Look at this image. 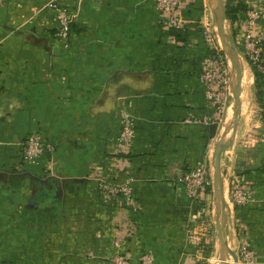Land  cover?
<instances>
[{"label":"crops","instance_id":"0c3cea01","mask_svg":"<svg viewBox=\"0 0 264 264\" xmlns=\"http://www.w3.org/2000/svg\"><path fill=\"white\" fill-rule=\"evenodd\" d=\"M50 1L7 0L0 8V264H114L117 254H129L132 264L143 255L153 264H204L211 231L222 258L218 204L208 191L193 204L170 169L196 166L219 147L220 127L212 138L210 126L185 121L214 115L200 81L208 28L218 36L242 19L233 24L220 14L221 23L220 0H189L183 26L164 29L153 0H57L75 14L62 43ZM240 2L246 9L264 4ZM230 62L243 87L234 142L220 161L227 264H238L242 246L264 264V85L259 93L249 62L248 70L234 55ZM225 110L226 130L232 106ZM123 114L136 119L137 136L132 154L119 161L112 148ZM34 133L55 152L26 166L21 145ZM103 177L132 180L136 207L105 203ZM235 187L251 189L252 199L235 205Z\"/></svg>","mask_w":264,"mask_h":264},{"label":"built area","instance_id":"2783aa9c","mask_svg":"<svg viewBox=\"0 0 264 264\" xmlns=\"http://www.w3.org/2000/svg\"><path fill=\"white\" fill-rule=\"evenodd\" d=\"M160 25L164 29H177L184 24V10L189 0H153ZM7 0H0V8ZM47 8L56 14L58 22L55 37L58 41L66 43L71 34V27L75 14L68 8L59 5L57 0L50 1ZM264 4L260 8L246 9L244 18L239 26L241 30L242 48L251 68L264 76ZM215 38L211 33H206V43L209 56L206 58L200 73V81L205 88V95L210 108L214 111L211 118L199 119L190 116L185 121L188 124L210 126L218 123L224 111L229 97L226 81L224 57L214 43ZM137 136L136 119L130 115L121 116V129L112 148V154L120 161L133 152V145ZM55 152V146L43 138L39 133L29 135L21 145V161L26 166H37L45 155ZM183 166V165H182ZM172 166L170 178L184 185L186 194L193 204L200 203L209 187L207 161L203 160L196 166L182 167ZM132 180L127 183H117L106 178L98 179V193L107 204L122 202L129 210L136 207V196L132 186ZM233 202L237 206H243L252 199V190L235 187L232 190ZM123 244L120 235L114 241L113 246L119 248ZM241 264H257L256 255L247 247L242 246L238 250ZM140 264H153L151 255H143L139 258ZM114 264H132L129 254H117L113 259Z\"/></svg>","mask_w":264,"mask_h":264},{"label":"rangeland","instance_id":"374dc122","mask_svg":"<svg viewBox=\"0 0 264 264\" xmlns=\"http://www.w3.org/2000/svg\"><path fill=\"white\" fill-rule=\"evenodd\" d=\"M225 1V0H224ZM212 20L214 23H216V16L214 17L212 15ZM213 25V24H212ZM226 30H225V36L226 39H229L230 42L229 45L227 44V47L233 52V54H229L231 52L226 51V49H222L220 48L218 42H217V31H213L212 26L208 28L209 33L214 34L215 36V45L217 46V48L223 53V57H224V61H225V70H226V81H227V87H228V91H229V97H228V101L226 103V106L224 108V111H226V107H228L229 105L232 106V114H231V118H230V122L228 125V128L225 130L223 129V115L224 113L221 114V118L218 121V125L220 127V136H218L217 138L221 137V142L218 144V146L223 148L222 151V157L225 156V154L229 155V151L230 148L232 147V143L234 142L233 139V132H234V126H235V120H234V106H235V100H234V90L235 87L237 86V82L234 85L232 82V76L237 75V69L235 70L230 63L231 58H233V55L235 56L234 58H236V62H238V64H240L243 68H246L247 70L249 69L247 66V58L245 56V53L243 52V48H242V40H241V30L239 28V26H236L234 28H232V26L229 25V23L224 24ZM217 27V26H216ZM211 31V32H210ZM228 37V38H227ZM229 52V53H228ZM235 80V79H234ZM216 149H217V145H214L213 150L211 152V155L208 156L207 161V169H208V180H209V187L207 188V191L212 195L209 194V197L211 196V204L213 206V203L216 205L218 203H220V205L223 207L226 204L224 202L221 201L220 199V194L223 191V182H225V176L224 173L220 172V176L218 177L217 171H216V167H215V153H216ZM243 154H245L246 150H245V146L242 147V151H240ZM233 190V189H232ZM231 190V191H232ZM230 191V194L232 193ZM231 196V195H230ZM203 198H208L207 196H203ZM213 199V200H212ZM232 202H233V196H231ZM227 202L228 199H227ZM234 203V202H233ZM218 215V220L220 222V213L215 212ZM216 231H211L210 233L207 232L206 238L207 240H205L203 243L206 246L205 247V251H207V253H205L204 256H202V261L204 262V264H210V259L214 258V257H219L218 259L219 264H227L228 260L231 259L232 256H230V254L232 252H229V250H226V258L224 260H222L221 256H216L215 252H214V246L215 244H217V240H216ZM239 250V249H238ZM238 250H236L235 254H236V258H237V262L238 264L240 263L239 260V256H238ZM209 259V260H208ZM201 262V263H203Z\"/></svg>","mask_w":264,"mask_h":264},{"label":"water","instance_id":"95a60500","mask_svg":"<svg viewBox=\"0 0 264 264\" xmlns=\"http://www.w3.org/2000/svg\"><path fill=\"white\" fill-rule=\"evenodd\" d=\"M217 13H218L217 18L221 19V15H222L223 18L227 19L226 15H225V10H224V0H220L219 6H218V9H217ZM222 30H224V26H222ZM237 71H238V83H237V86L235 87V90H234V100H235V106H234V111H235L234 112V120H235L234 132H235V129L237 127V123L239 121V115H240V87H241V83L240 82H241V73H240L239 70H237ZM218 128H219L218 123H214V124L210 125V135H211L212 138L216 136ZM234 132H233V134H234ZM222 151H223V148L219 146L217 148L216 154H215V167H216V171H217L218 177L220 176V161H221ZM220 199H221L222 202H224V196H223L222 192L220 194ZM218 210H219L220 216H221V222H220V226H219V241L221 243L222 251H223L222 260H224L225 252H226V243H225L226 213H225V209L220 205V203H218Z\"/></svg>","mask_w":264,"mask_h":264},{"label":"trees","instance_id":"16d2710c","mask_svg":"<svg viewBox=\"0 0 264 264\" xmlns=\"http://www.w3.org/2000/svg\"><path fill=\"white\" fill-rule=\"evenodd\" d=\"M245 12H246V7L244 6L242 2H240V0L238 3H236V0H227L226 8H225V15H226V18L229 21H231L233 24L236 23L239 19H243ZM221 54L223 55L222 52ZM253 72L256 78V85H257L258 91L259 93H261V89L264 85V76L254 70Z\"/></svg>","mask_w":264,"mask_h":264},{"label":"bare ground","instance_id":"6f19581e","mask_svg":"<svg viewBox=\"0 0 264 264\" xmlns=\"http://www.w3.org/2000/svg\"><path fill=\"white\" fill-rule=\"evenodd\" d=\"M217 7V6H216ZM222 19H221V23H222ZM222 30V29H221ZM226 30V29H225ZM225 37V33L224 32H222V31H219L218 32V36H217V38H218V44H219V46L224 50V49H226V51H231L228 47H227V44L229 45V40L228 39H225L224 38ZM228 38V37H227ZM230 39V38H229ZM228 52V53H229ZM229 54H232V52L231 53H229ZM231 63V62H230ZM234 64V63H233ZM234 67V66H233ZM248 79H247V74L245 73L244 75H243V84H244V86H247L248 85ZM243 87V86H242ZM241 87V88H242Z\"/></svg>","mask_w":264,"mask_h":264}]
</instances>
